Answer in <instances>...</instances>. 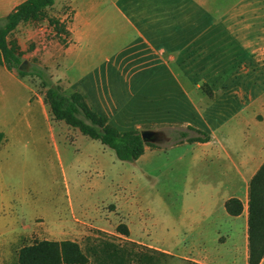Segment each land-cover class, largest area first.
Segmentation results:
<instances>
[{"label": "crops", "instance_id": "1", "mask_svg": "<svg viewBox=\"0 0 264 264\" xmlns=\"http://www.w3.org/2000/svg\"><path fill=\"white\" fill-rule=\"evenodd\" d=\"M24 1L0 0V24ZM50 17L66 31L57 33ZM41 20L38 28L29 26L35 20L22 21L7 38L43 44L41 57L63 89L80 92L115 127L128 130L131 120L135 129L179 124L211 135L147 146L137 159L178 154L188 193L205 190L200 243L181 255L147 239L153 254L143 259L128 250L137 264H154L153 255L187 264H249V182L264 162V0H55ZM206 80L214 84L212 99L200 88ZM16 87L50 119L41 100H31L29 84L0 65V97ZM18 125L8 128L14 133ZM0 131L7 141L9 131ZM234 198L242 205L236 215L227 210Z\"/></svg>", "mask_w": 264, "mask_h": 264}, {"label": "rangeland", "instance_id": "2", "mask_svg": "<svg viewBox=\"0 0 264 264\" xmlns=\"http://www.w3.org/2000/svg\"><path fill=\"white\" fill-rule=\"evenodd\" d=\"M45 22L35 19L29 26ZM42 45L19 44L23 69L43 67L46 76L58 82L41 57ZM21 79L32 89L31 100L40 99L50 119L37 104L28 105L26 89L1 94L0 128L9 134L0 144V264H18L20 248L42 239L76 241L88 257L85 264L102 263L95 253L99 249H89L102 242L135 250L143 259L144 253H154L148 248L153 241L181 255L200 243L205 190L188 193L178 154H152L143 162L120 160L109 146L52 116L38 76ZM199 84L212 99L213 82ZM190 102L188 106L184 98L185 107H191ZM11 123L19 124L14 133L8 128ZM127 127L135 129L136 124L130 120ZM185 128L175 124L161 129L163 140L157 147H170ZM120 223L127 225L135 244L117 231ZM137 254L130 258L135 264ZM153 256L154 264H187L173 256Z\"/></svg>", "mask_w": 264, "mask_h": 264}, {"label": "trees", "instance_id": "3", "mask_svg": "<svg viewBox=\"0 0 264 264\" xmlns=\"http://www.w3.org/2000/svg\"><path fill=\"white\" fill-rule=\"evenodd\" d=\"M55 0H26L19 4L0 24V63L8 69L16 70L19 77L36 75L46 88L45 102L48 104L52 116L56 120L64 121L81 133L114 150L117 157L123 161H135L144 152L147 146L157 147L154 142H145L141 130H120L109 122L107 115L99 114L91 108L85 97L78 91H66L58 83L46 76L43 67L33 66L31 70L21 69L23 62L22 52L15 39H8L11 33L22 21L42 19L47 16V10L53 6ZM57 33L66 31V25L57 18H49ZM196 132L190 135L189 131ZM5 134L0 131V142ZM177 141L184 140L208 141L211 135L194 126H187L186 130L178 132ZM248 239L249 264H259L264 256V162L249 182L248 201ZM227 210L231 214L242 211L241 202L231 199L227 202ZM119 233L129 235V228L125 224H118ZM95 252L102 259L100 264H131L132 252L121 249L111 242H102ZM121 251V253L119 252ZM88 257L80 245L73 240H35L24 245L18 252V264H85Z\"/></svg>", "mask_w": 264, "mask_h": 264}, {"label": "water", "instance_id": "4", "mask_svg": "<svg viewBox=\"0 0 264 264\" xmlns=\"http://www.w3.org/2000/svg\"><path fill=\"white\" fill-rule=\"evenodd\" d=\"M24 65L25 62L21 64L20 68L23 69ZM141 136L145 142L159 143L163 140V132L160 130L142 129Z\"/></svg>", "mask_w": 264, "mask_h": 264}]
</instances>
